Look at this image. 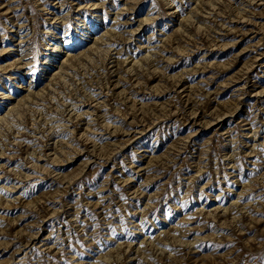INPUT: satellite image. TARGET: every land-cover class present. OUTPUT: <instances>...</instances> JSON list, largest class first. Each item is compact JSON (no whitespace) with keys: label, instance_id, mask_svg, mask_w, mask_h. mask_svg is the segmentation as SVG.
I'll list each match as a JSON object with an SVG mask.
<instances>
[{"label":"rangeland","instance_id":"obj_1","mask_svg":"<svg viewBox=\"0 0 264 264\" xmlns=\"http://www.w3.org/2000/svg\"><path fill=\"white\" fill-rule=\"evenodd\" d=\"M0 264H264V0H0Z\"/></svg>","mask_w":264,"mask_h":264},{"label":"bare ground","instance_id":"obj_2","mask_svg":"<svg viewBox=\"0 0 264 264\" xmlns=\"http://www.w3.org/2000/svg\"><path fill=\"white\" fill-rule=\"evenodd\" d=\"M65 42H66L65 43L66 46L69 45V44H71V41L66 40Z\"/></svg>","mask_w":264,"mask_h":264}]
</instances>
